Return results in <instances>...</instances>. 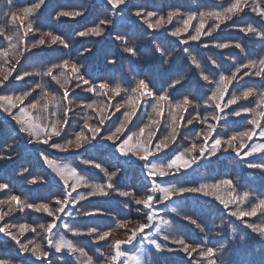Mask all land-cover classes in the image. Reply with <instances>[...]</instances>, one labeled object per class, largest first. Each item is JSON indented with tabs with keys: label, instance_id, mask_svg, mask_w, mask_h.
<instances>
[{
	"label": "snow or ice",
	"instance_id": "6c2138e0",
	"mask_svg": "<svg viewBox=\"0 0 264 264\" xmlns=\"http://www.w3.org/2000/svg\"><path fill=\"white\" fill-rule=\"evenodd\" d=\"M44 4L45 0L31 5L6 0V10L0 11V20L4 23L0 27L3 38L0 45L6 41V46H0V89L5 90L0 94V141H3L0 160L14 159L16 146L22 143L25 150L42 161L45 169L36 175L21 166L17 175L24 178L23 183L55 185L54 191L37 200L24 195L31 189H15L10 181L0 178V234L8 238V247L14 251V255H0V264H57L67 257L75 264H160L169 254H183L181 264H228L224 253L237 239L236 221L264 241V193L255 194L253 188L237 183L230 175L214 179L212 183H198L193 176L212 163L213 158L219 160L228 154L226 158L235 159L246 169L257 170L264 180V55L253 59L240 42L210 43L202 39L213 37L225 25L245 36L264 40V0H229L227 7L216 11L176 8L166 15L133 4V0H105L103 18L98 16L92 26H85L73 35L99 38L107 33L119 41L117 47L128 55H105L104 60L113 66L121 59L129 61L133 80L125 79L124 83L115 81L112 75L105 78L89 72L84 60L94 53L91 47H85L80 58L63 55L55 61L40 58L33 61L30 69L20 71L23 60L40 57L48 49L55 52L60 47L71 48L70 40L63 33L45 30L46 24L59 22V27L65 22L63 18L76 20L86 14V8L78 6L76 10H58L53 20L42 21L37 13ZM126 12H132L136 18L137 30L132 34L119 28L118 19ZM249 13L258 17L260 23H249L245 19ZM233 17H239L240 22L229 25ZM208 19L215 23L208 25ZM138 39L146 42L148 47L143 51L160 73L159 79L150 71L140 70L142 66L131 59L138 58L142 51ZM194 45L203 49L233 47L245 53V59L237 61L229 55L232 63L222 64L209 56L208 63L218 70L213 71L192 54ZM37 49L40 51H34ZM177 52L181 56L176 59L186 54L190 65L183 74H180L183 70L173 68L172 60ZM192 76L204 82L199 84L201 91L197 94L187 87ZM245 77L258 78L260 86H246L247 81L241 84ZM13 80L23 81L30 87L19 90L22 86L16 85L18 91L8 92ZM51 82L59 85L61 91L51 89ZM77 90L89 95L80 97ZM118 96L121 99L113 103ZM253 97L252 104L241 103ZM76 108L84 113L83 123L74 132V138H68L65 129L70 126V113ZM140 112L147 116V123L129 128ZM117 113L121 115L116 116ZM114 116L116 120L112 119ZM232 117L242 119L233 121ZM196 124L201 127L197 129ZM232 124L242 125L243 130L237 129L231 134L219 130ZM162 126L166 131L157 137ZM8 136L10 142L6 139ZM190 136L191 141L182 150L168 152L178 138L183 141ZM89 148H111L120 164L139 167L145 178L143 194L134 187L119 186L116 178L121 172L120 164L115 171H109L93 158L81 159L82 164L103 173L101 182L92 183L76 167L64 163L66 158L49 151L79 153L81 149L88 152ZM253 157L258 159H250ZM80 188L89 190L79 191ZM188 194L211 198L220 206L221 223L213 227L221 230L216 235L225 236L223 229L227 220L229 232L224 240L209 239L206 231L209 225L194 210H181L177 201L182 204ZM114 196L123 198L120 203L129 209L123 216L113 217L115 229L111 224L107 230L95 225L77 227L66 220L111 215L101 208L81 205L77 209L76 206L92 197ZM132 211L142 215L139 219L130 218ZM169 212L195 226L204 234L203 238L197 236L196 240H190L186 236L170 235L176 228L175 221L166 218ZM16 213L42 215L32 222L5 220ZM257 216L259 222L252 219ZM45 218L50 219L38 222ZM130 224L135 227L129 229ZM60 228L73 237H91L92 244L99 247L93 249L89 245L86 249L66 235L57 236ZM116 229L124 230L125 239H111ZM247 235L239 234L241 246ZM105 246L110 249L107 254L101 250ZM260 264H264V255Z\"/></svg>",
	"mask_w": 264,
	"mask_h": 264
},
{
	"label": "trees",
	"instance_id": "16d2710c",
	"mask_svg": "<svg viewBox=\"0 0 264 264\" xmlns=\"http://www.w3.org/2000/svg\"><path fill=\"white\" fill-rule=\"evenodd\" d=\"M38 2V0H14V3H24L25 5H31L32 3ZM229 0H133V4L145 6L149 10H157L162 14H165L172 9L179 8L183 11H216L220 10L222 7L228 6ZM105 0H45V4L42 5L41 9L37 13L42 21L53 20L55 13L58 10L66 9V10H76L78 6H83L86 8L85 17H78L76 20H71L68 18H63L65 22L63 24H57L59 22H53L51 24L45 25V30H53L57 34L63 33L65 38L70 40L71 48L63 49L60 47L59 51H52L51 49L46 50L45 52L40 53V57H32L29 60H23L21 63L23 64V68H20V71L25 69H30L33 66V61L40 58H47L55 61L61 55L80 58V52L85 47H91L94 49V53L92 55H88L87 59L84 60V63L87 65L89 72L96 74L97 76H105L107 78L109 75L115 77V81H119L124 83V80L131 81L133 80V75L130 72V65L127 59H121L118 65H108L104 60L105 55H109L110 57H123L128 54L123 53L119 50L117 45H119V41H114L112 36H108L107 33L103 37L99 38H90V37H77L73 35L75 31L82 30L85 26H92V21L97 20V17L103 18V15L106 13V9L104 8ZM91 5V7H88ZM6 0H0V11L6 10ZM135 17L132 15V12H126L121 14L118 19L119 28L121 31H125L128 34H132L136 32V23ZM179 19V18H177ZM249 23L251 22H259V18L254 16L252 13H249L245 18ZM98 22V21H97ZM233 22L239 23V17H233L232 21H229L228 24H232ZM173 23H176L174 20ZM195 23V21L193 22ZM208 25L215 23L214 20L208 19ZM4 23L0 20V27H3ZM222 31H218L213 34V37H204L202 39L207 40L210 43L215 42H240L249 53L250 57L255 59L259 55H264V40L256 39L254 36H245L244 33L239 32L238 30L227 27L225 25H221ZM38 35V33L36 34ZM31 38V37H30ZM0 41H3V38L0 37ZM91 41H96L95 43ZM137 43L141 47L142 51L139 57H132L131 59L135 61V63L139 66H142L140 70L142 71H150V74L159 79L160 73L156 71L155 66L153 65L152 60L148 58L146 52L143 51L148 46L146 42L142 39H138ZM0 46H6V41L3 42ZM54 48L57 46H53ZM39 52L40 50H34ZM192 54L197 57L201 61L202 64L206 65L207 69H212L213 71H218L217 69L212 68V65L208 63V57L211 56L217 59L218 62L222 64H231L232 59H229V55L236 59L237 61H242L245 59V53H242L239 49H235L233 47L227 49H216L210 47L209 49L196 48L195 45L193 47ZM31 57V54H28ZM177 56H181L180 53H176L173 57L172 64L173 68L177 71H180V74H183L184 71H187L190 66L187 61L186 54H183L181 59H176ZM31 79V78H26ZM39 79V78H35ZM248 82L246 86L251 87H259L258 78H250L245 77L244 81H241V84H245ZM202 80H199L198 76H192V78L188 81L187 87L189 91H192L193 94H197L201 91L199 88V84H203ZM11 87L7 90L8 92L18 91L16 85H21L22 87L19 90H24L30 85H25L23 81H11ZM126 86V85H125ZM51 89L61 91L59 89V85L55 82H51ZM4 89H0V94L4 93ZM203 91H207V88H204ZM80 97H87L89 94L84 93L80 90ZM124 94L121 93V96ZM121 96L115 97L113 103L117 100L121 99ZM254 97L250 98L248 101H241L243 104H252L254 101ZM238 105H234L233 107H237ZM191 110V109H190ZM204 109H201L203 112ZM208 111H211L210 109ZM167 112V108H166ZM120 113H117L116 116H120ZM84 113L81 109L76 108L73 113H70V126L65 129L68 134V138H74V132L79 131L80 125L83 123ZM116 116L112 119L116 120ZM137 117L133 118L131 124L128 125L129 128H133L134 126L142 127L145 123H147V116L143 115V112L137 113ZM233 121H239L242 118L232 117ZM95 122V121H93ZM111 124V121L108 122ZM108 125H106L107 127ZM197 129L201 127V125H195ZM243 130L242 125L240 124H232L225 125L223 128L219 129L222 132H226L231 134L235 130ZM166 129L162 126L160 132L157 133V137L161 135V133L165 132ZM183 131H187L184 129ZM9 142L11 141V137H6ZM192 137L190 136L188 139L181 141L179 138L177 139L176 144H173L172 147L168 150L169 153L172 152L173 149L182 150L185 144H188L191 141ZM3 146V141H0V147ZM17 147V152L15 154V158L12 160H0V178L10 181L15 189H31L29 192H25L24 195H27L30 199L35 198L39 200V198L47 196L50 191L55 190V185H29L23 183V177L17 175V172L20 170L21 166L28 167L34 174L39 175L45 169L42 167V161L37 159L36 155L32 154L30 150H25L24 145L21 143ZM53 153V155H57L60 157H64V163H67L73 167H76L77 170L84 175L87 179H89L92 183L101 182L103 178V173H100L99 170L93 169L90 165H84L81 163V159L93 158L98 162H101L106 167H108L109 171H115L116 166L120 164L119 161L115 159L112 153L111 148L107 149H91L89 148L88 152H85L83 149L80 150L79 153L70 150L68 153H57L54 150H49ZM159 155L163 156V153ZM228 154H224L219 160L213 158V162L210 163L207 167L200 168L198 172L193 173V176L196 182H207L212 183L214 179H218L224 177L226 175H230L237 183L243 184L245 186L251 187L254 189L255 194L264 193V180H262L257 172V170H250L244 168L241 164L237 163L235 159L226 158ZM250 159H258V157H253ZM121 172L120 175L116 178L119 182V186L121 188H135L137 190H141L140 194H143L145 178L142 175L141 169L131 164H120ZM191 171V170H189ZM168 179V178H165ZM79 191H88L87 188H80ZM221 194H225L224 190L221 191ZM120 197L114 196L113 198L106 197H92L89 200L81 201L76 207L77 209L81 208L83 205L84 208H101L111 213V215L104 216H94V217H73L66 218L69 223H73L77 227H90V226H98L103 230H107L108 226L111 224V227L115 229V224L112 223L113 217L119 218L124 214L129 212V209L124 208L123 204L120 203ZM177 204L180 206L182 211L194 210L197 215H199L208 225L209 228L206 231L209 232V239L214 241L224 240L225 236H228V226L227 220L224 221V233L225 236H218L216 233L221 231L220 229H216L213 227L214 224L221 223L220 217V206L213 201L211 198L202 197V196H193L192 194H188V199L183 201L181 204L180 201H177ZM6 207V206H5ZM136 206L133 205V208ZM42 214L38 213H28L27 215L16 213L15 215L6 217V221L10 222H32L35 220L37 216H41ZM142 214H138L135 211L131 212L130 218L139 219ZM166 218L173 219L175 221L174 228L176 231L170 233L173 236H186L190 240H196L197 236L203 238L204 234L200 233L198 229H195V226L189 225L187 221L182 220L179 216H176L174 213L169 212ZM47 219H40L39 223H45ZM248 219V218H246ZM253 220L259 222L260 217L257 216L252 218ZM235 226L237 227L238 234L236 241L233 242L234 246H230L225 250L224 258L228 261V264H260L262 255H264V241L259 240L256 234H252L249 229H246L241 225L238 221L235 222ZM135 227L134 224L128 225V228L131 229ZM192 230L194 231L192 233ZM247 233V237L243 246L240 245L239 242V234ZM66 235L69 239L77 241L81 246H84L86 249L89 245L94 249L99 247V245L92 244L91 237L88 236H78L73 237L71 233H66L63 228H60V231L57 232V236ZM28 236H31L32 233H28ZM230 238V236H229ZM111 239H125L124 230L116 229L112 233ZM7 242V243H6ZM8 238L3 237L0 234V255H14L13 249L8 247ZM104 242H101L103 244ZM105 254H107L110 249L105 246L101 249ZM59 255V254H58ZM98 255V253H97ZM183 258V254H169L167 260H161L160 264H181ZM75 264L74 260L71 257H67V259H62L57 262V264Z\"/></svg>",
	"mask_w": 264,
	"mask_h": 264
}]
</instances>
